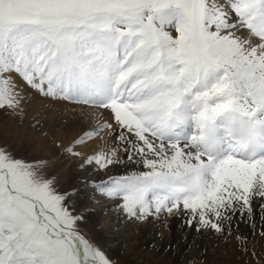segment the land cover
Masks as SVG:
<instances>
[{"label":"snow or ice","instance_id":"obj_1","mask_svg":"<svg viewBox=\"0 0 264 264\" xmlns=\"http://www.w3.org/2000/svg\"><path fill=\"white\" fill-rule=\"evenodd\" d=\"M14 76L111 114L93 111L76 144L118 127L86 163L122 164V149L147 169L89 185L129 219L184 216L223 235L254 199L264 211V0H0V109L16 113ZM44 163L0 147V264H112Z\"/></svg>","mask_w":264,"mask_h":264},{"label":"rangeland","instance_id":"obj_2","mask_svg":"<svg viewBox=\"0 0 264 264\" xmlns=\"http://www.w3.org/2000/svg\"><path fill=\"white\" fill-rule=\"evenodd\" d=\"M20 117L18 111L13 113L0 109V147L7 148L18 159L28 162H45L43 165L45 176L54 178L57 192L67 194L66 203L72 214L83 217L78 221L79 230L86 238L95 242L112 264H133L128 261V257H132L135 251L139 256L148 258L150 264H264V235H261L264 232V219H262L264 211L261 209L260 198L252 202L253 212L250 220L246 215L242 219L239 213L233 217L231 234L226 232L221 235L210 230L198 232L195 221H193V226L189 227L186 224L187 217L184 216H178L177 226L173 228L170 221L173 217L164 213L160 217L166 216L168 220L160 221L163 223L161 225L163 233L155 237L152 233L144 232L147 228V220L137 221L127 218L116 207L119 201L99 197L100 195L89 186L92 182L81 181V178L85 177L86 180L93 179V174L86 172L96 169L97 166L95 163L87 164L86 161L89 157L99 153L100 149L86 152L84 157L79 159L66 152L68 147L62 148L53 141L49 144V148L43 147L39 150L38 148L45 142L46 130H42L38 125L33 126L32 121L29 122ZM59 135L60 133H57L54 139L60 138ZM90 143L91 141L86 139L83 144H77L73 148L89 147ZM54 146L58 153L56 157L51 152L54 151ZM58 158H60V164L51 166V162ZM77 164L81 166L78 168ZM63 169H67L69 174H64ZM97 170L100 171L98 168ZM104 200L108 201L107 203L115 202V204L107 206L108 210L102 212L101 218L94 220L93 215ZM116 211L117 215H121V219L124 220L112 229L120 237L117 249L111 242H106L101 235L107 224L104 216L108 214L112 217ZM188 235H193L195 238L188 240ZM141 238L144 240L142 244L139 241ZM151 239L153 242L149 243ZM165 242L168 243V247H165ZM133 259L136 260V258Z\"/></svg>","mask_w":264,"mask_h":264},{"label":"bare ground","instance_id":"obj_3","mask_svg":"<svg viewBox=\"0 0 264 264\" xmlns=\"http://www.w3.org/2000/svg\"><path fill=\"white\" fill-rule=\"evenodd\" d=\"M244 35H246V32L244 33ZM14 80L18 87V90L22 92V95L24 97V99L21 102L22 111L21 109L17 110L18 112H20L21 115L20 118L24 120H29V122L32 121L33 126L38 125V127L41 128L42 130H46L44 135L45 142L43 143V145H41L40 148H38L39 150L40 149L42 150L43 147L49 148V144L51 143V141H53L56 145L62 148L77 146L76 141L80 140V137H84L86 132L90 131V129H93L94 126L97 125L96 120L94 119L92 114L93 111H95L98 114H102L101 116H99V119H101L103 122L112 123L111 114L105 109H104L105 111L104 110L101 111L99 109H98L99 111L84 109L79 105L70 104L67 101L52 100L50 98L43 97L38 92L28 88L18 76H14ZM116 131H118V127L115 124H113L112 130H105V132L101 133L100 136L90 139L89 141H91V143L89 144V147H85V148L80 147L78 149L73 148L75 152L80 153V155L75 156V158L77 159L82 158L84 157L86 152H92L93 150L100 149L99 152H101L116 147L118 144V141L116 140V136L114 134ZM57 133H60L59 135L60 138L54 139ZM53 150L54 151L51 152L53 153V156L56 157L58 155L56 146H54ZM64 153L66 152L64 151ZM68 154L71 155L70 153ZM118 154L124 160V163L110 165L107 169L103 171L101 170L98 171L97 170L98 166L96 165L97 166L96 169L87 170L86 172L93 174L92 175L93 179L86 180L85 177V178H81V181L94 182L102 179H107L109 176H123L131 171H136V170L147 171V169H144L142 166L135 165L129 162L126 158V155L123 153L122 149L119 151ZM60 162H61L60 158H58L56 161L54 160L53 162H51V166L60 164ZM80 166L79 164H77L78 168ZM82 168L84 169V167ZM62 172L64 174H69L67 169H63ZM107 202L108 201L104 200L101 203L102 205L99 204L100 206L98 207V211H96V213L93 215L94 220H98L99 218H101L102 212L108 210L107 206L115 204V202H109V203ZM117 214L118 212L116 211V214H114L112 217L108 214L104 216V219H106L107 224H105L106 226L103 228L101 233L102 237L105 238L106 242H111L113 245H115L114 246L115 249L119 248L118 243L120 237L119 235H116L112 231V229L116 228L118 225L121 224V222L124 221L123 219H121L120 217L121 215L119 216ZM172 217L173 218L170 220L172 224L171 223L170 224L173 225L172 226L173 228H176L177 226L176 224L178 223L177 221L178 216L173 215ZM167 220H166V216L159 218L149 217L147 221L145 220L147 222V226H146L147 228L145 229L144 232L152 233V235L156 237V235L163 233V230L161 229V225H163V223L161 222ZM153 225H156L157 227ZM187 237L186 238L188 240H193L195 238V236L193 235L192 236L188 235ZM143 238L139 240L141 244L144 243ZM152 242H153L152 239L149 240V243ZM165 247H168L167 242H165ZM133 258H136V260H134ZM128 261L133 262V264H150L148 258L146 259L144 257L139 256L137 254V251H135L132 257H128Z\"/></svg>","mask_w":264,"mask_h":264}]
</instances>
